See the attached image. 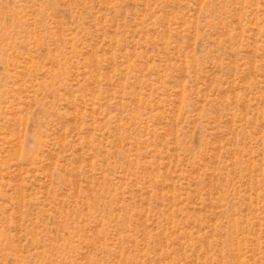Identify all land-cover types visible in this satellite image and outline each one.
<instances>
[{"label": "rangeland", "instance_id": "obj_1", "mask_svg": "<svg viewBox=\"0 0 264 264\" xmlns=\"http://www.w3.org/2000/svg\"><path fill=\"white\" fill-rule=\"evenodd\" d=\"M0 264H264V0H0Z\"/></svg>", "mask_w": 264, "mask_h": 264}]
</instances>
